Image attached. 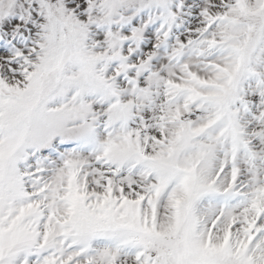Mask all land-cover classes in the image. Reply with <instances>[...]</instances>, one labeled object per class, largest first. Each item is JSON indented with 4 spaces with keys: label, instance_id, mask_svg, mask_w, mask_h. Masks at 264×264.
<instances>
[{
    "label": "snow or ice",
    "instance_id": "1",
    "mask_svg": "<svg viewBox=\"0 0 264 264\" xmlns=\"http://www.w3.org/2000/svg\"><path fill=\"white\" fill-rule=\"evenodd\" d=\"M0 264H264V0H0Z\"/></svg>",
    "mask_w": 264,
    "mask_h": 264
}]
</instances>
